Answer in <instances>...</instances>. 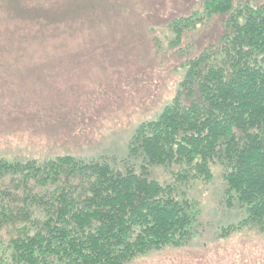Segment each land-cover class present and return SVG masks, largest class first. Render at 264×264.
I'll list each match as a JSON object with an SVG mask.
<instances>
[{
	"label": "trees",
	"instance_id": "obj_1",
	"mask_svg": "<svg viewBox=\"0 0 264 264\" xmlns=\"http://www.w3.org/2000/svg\"><path fill=\"white\" fill-rule=\"evenodd\" d=\"M213 15L225 17L217 41L185 59L173 96L137 123L125 157L0 156V264H122L185 244L199 202L177 182L210 178L216 160L225 204L245 211L221 234L264 231V0H201L169 21L173 42ZM150 164L173 166L174 181L151 177Z\"/></svg>",
	"mask_w": 264,
	"mask_h": 264
},
{
	"label": "rangeland",
	"instance_id": "obj_2",
	"mask_svg": "<svg viewBox=\"0 0 264 264\" xmlns=\"http://www.w3.org/2000/svg\"><path fill=\"white\" fill-rule=\"evenodd\" d=\"M200 3L0 0V156L125 157L137 123L173 96L185 59L223 30L225 17L213 15L173 42L169 21ZM129 159L138 170L141 154ZM148 169L161 182L174 181L173 166ZM222 170L216 160L210 178L177 182L199 202L191 239L122 264H264V231L221 234L245 213L237 201L225 204Z\"/></svg>",
	"mask_w": 264,
	"mask_h": 264
}]
</instances>
